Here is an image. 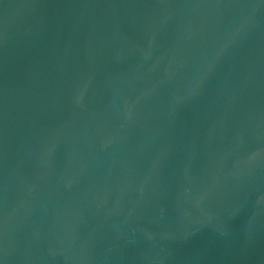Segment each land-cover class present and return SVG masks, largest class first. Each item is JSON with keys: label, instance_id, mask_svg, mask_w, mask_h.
<instances>
[{"label": "water", "instance_id": "95a60500", "mask_svg": "<svg viewBox=\"0 0 264 264\" xmlns=\"http://www.w3.org/2000/svg\"><path fill=\"white\" fill-rule=\"evenodd\" d=\"M0 264H264V0H0Z\"/></svg>", "mask_w": 264, "mask_h": 264}]
</instances>
